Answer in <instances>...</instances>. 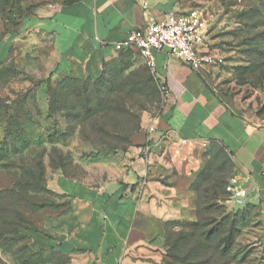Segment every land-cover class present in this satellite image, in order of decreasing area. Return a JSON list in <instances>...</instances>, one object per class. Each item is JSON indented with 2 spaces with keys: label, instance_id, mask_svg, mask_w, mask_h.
I'll use <instances>...</instances> for the list:
<instances>
[{
  "label": "rangeland",
  "instance_id": "rangeland-1",
  "mask_svg": "<svg viewBox=\"0 0 264 264\" xmlns=\"http://www.w3.org/2000/svg\"><path fill=\"white\" fill-rule=\"evenodd\" d=\"M47 1L22 0L20 6L33 13ZM195 6L209 20L210 50L223 59L218 86L240 102L251 121L264 125V0H202ZM3 19L0 34L5 29V36L18 34L17 18ZM15 48L12 70L0 77V264L56 263L62 260L56 254L27 249L21 229H38L40 218L51 212L39 207L65 206L46 192L41 161L68 176L100 177L117 163L131 135L141 132L143 120L159 114L160 96L155 75L135 51L108 62L98 81L77 83L55 76L46 41L24 37ZM217 150L178 144L162 152L160 181L171 245L163 264H264L260 207L225 202L226 207L208 210L195 192L228 178L229 163ZM210 221L225 224L217 238L234 222L228 251L221 253L216 238L201 236Z\"/></svg>",
  "mask_w": 264,
  "mask_h": 264
},
{
  "label": "crops",
  "instance_id": "crops-1",
  "mask_svg": "<svg viewBox=\"0 0 264 264\" xmlns=\"http://www.w3.org/2000/svg\"><path fill=\"white\" fill-rule=\"evenodd\" d=\"M148 1L144 12L136 0H48L24 17L18 34L0 39V64L14 57L20 39L40 38L49 47L55 76L93 81L124 53L115 45L129 32L169 12L195 9L202 0ZM210 32L208 26L199 52L216 55ZM154 63L171 91L170 105L156 119L143 120L113 167L100 177L47 168L46 187L65 207L42 213L40 226L26 237L34 254L62 259L49 264H160L168 207L159 167L162 152L178 144L222 149L233 164L229 184L244 188L247 203L264 212V125L251 121L240 102L221 90L218 66L193 71L165 52L155 53ZM150 126L154 133L147 132Z\"/></svg>",
  "mask_w": 264,
  "mask_h": 264
},
{
  "label": "built area",
  "instance_id": "built-area-1",
  "mask_svg": "<svg viewBox=\"0 0 264 264\" xmlns=\"http://www.w3.org/2000/svg\"><path fill=\"white\" fill-rule=\"evenodd\" d=\"M141 9L146 12L148 0H136ZM208 27V19L204 9H191L187 12L166 14L160 22L147 20L143 26L132 30L126 38L115 45V50L137 51L145 60L147 67L155 75L156 85L160 96V115L170 105L171 91L166 81L156 75L154 54L165 52L169 56L177 57L183 64L193 71L220 66L223 59L217 55L199 52L203 44L204 33ZM158 115L153 118H157ZM153 126L148 127V133H154ZM145 151L149 148L146 146ZM227 203L236 207L247 204L248 194L244 188L232 181L227 187Z\"/></svg>",
  "mask_w": 264,
  "mask_h": 264
},
{
  "label": "trees",
  "instance_id": "trees-1",
  "mask_svg": "<svg viewBox=\"0 0 264 264\" xmlns=\"http://www.w3.org/2000/svg\"><path fill=\"white\" fill-rule=\"evenodd\" d=\"M78 0H64V3L66 4H71L74 2H77ZM22 3V0H0V23H2L1 21H6L5 19H3L5 17V15H9V17L11 18H17L14 19L17 22V26H19L22 22V20L24 19V17L32 14V12H30L29 10L23 11L20 4ZM9 32L7 31V29L3 30L0 34V39L4 38L6 33ZM128 51H133V50H125L124 52H128ZM137 52V51H135ZM138 53V52H137ZM139 54V53H138ZM140 55V54H139ZM11 61H8L6 64H0V77L3 74V72H6L8 70H12V68H10V64ZM105 67V66H104ZM104 69V68H103ZM103 73V71H102ZM102 74L100 75V77H98L97 79L90 81V80H80V79H73L70 77H64V78H60V79H64V80H69V81H73V82H77V83H94L96 81H98L101 78ZM57 77V76H56ZM59 78V77H58ZM138 132H135L131 135V137H133L134 135H136ZM130 137V138H131ZM131 146V142H129L128 148ZM127 148V149H128ZM218 148V147H217ZM126 149V150H127ZM126 150H124L123 152H125ZM220 154L223 155V157L225 158L224 162L229 163L228 165L230 166V169L228 171V178L224 179L223 181H216L213 184L210 185L209 189L206 190H196V193H200L202 200L207 202L204 206V208H208V210L210 209H216L218 207H216L217 205H222L225 206V202L227 203L228 201V193L226 192V187L229 185L230 180L233 178V164L230 160V158L228 157L227 154L224 153V151L220 148H218V150ZM49 169H51L52 171H59L64 173L63 170H61V168H52L50 166H48ZM40 172L43 174V178H44V186L46 189L47 193H52L50 192L47 187H46V170L47 167L46 165H43L42 161H41V165H40ZM65 174V173H64ZM33 191L30 190L29 192V196H32ZM53 194V193H52ZM55 195V194H54ZM58 199H60V197H58L57 195H55ZM61 200V199H60ZM208 202H212L210 204H208ZM214 203V204H213ZM65 204V203H64ZM213 204V205H212ZM247 206H253L250 203H247L246 206H244L243 208L247 207ZM65 207V206H64ZM63 207V208H64ZM40 211H43L44 209H49L51 212H58L60 210H62L63 208H57L56 206H47V207H39ZM223 222V221H222ZM221 223H216L213 221L208 222L207 224V229L206 231H204L201 236L205 239V240H210L213 238H216V246L219 250H222L221 253H224L226 251H228L230 248H232V245L234 243V222H231L228 226V229L225 231V233H223L224 235L221 238H217L216 236H219L221 231L224 230V226L225 224ZM24 229L25 234L27 231L30 230H37V228H30V227H26V228H21ZM167 229V226H166ZM26 237V235L24 236ZM27 249H30V247L26 246ZM171 248V245L168 243L167 239H166V231H165V236H164V254L162 257V262L161 264H163L166 261V258L169 256V250Z\"/></svg>",
  "mask_w": 264,
  "mask_h": 264
}]
</instances>
